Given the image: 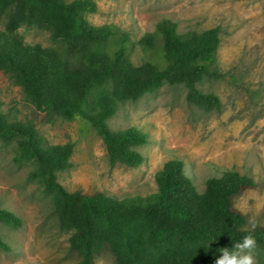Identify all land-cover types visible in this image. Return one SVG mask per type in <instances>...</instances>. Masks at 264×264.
Here are the masks:
<instances>
[{
  "label": "trees",
  "instance_id": "16d2710c",
  "mask_svg": "<svg viewBox=\"0 0 264 264\" xmlns=\"http://www.w3.org/2000/svg\"><path fill=\"white\" fill-rule=\"evenodd\" d=\"M92 0H0V74L8 75L36 110L48 117L73 121L80 117L102 138L110 165L141 166L139 147L149 135L133 126L113 132L109 120L120 104L136 102L164 85L183 86L187 103L204 113L221 112L217 94L204 89L220 81L218 28L180 33L177 24L161 19L156 31L141 41L144 56L132 60L130 37L116 25L93 26ZM51 34L53 46L28 44L19 29ZM161 51L165 64L156 63ZM0 140L15 143L17 164L34 165L29 174L50 198L60 228L71 232L70 250L79 264H97L109 252L115 264H215L220 249L252 235L264 248V227L247 230L246 216L234 200L255 187L252 177L225 169L207 180L199 192L179 158L168 160L155 175L157 192L118 199L105 192L70 193L58 174L72 167L75 144L51 145L31 124L9 122L0 111ZM0 223L21 225L17 215L0 207ZM0 248L8 249L0 237Z\"/></svg>",
  "mask_w": 264,
  "mask_h": 264
},
{
  "label": "rangeland",
  "instance_id": "374dc122",
  "mask_svg": "<svg viewBox=\"0 0 264 264\" xmlns=\"http://www.w3.org/2000/svg\"><path fill=\"white\" fill-rule=\"evenodd\" d=\"M74 1V0H69ZM95 13L86 14L93 26L116 25L131 39L132 60L144 56L140 41L156 31L167 18L178 31L203 32L218 28V61L224 79L205 84L222 101V111L204 113L186 100L183 86L164 85L136 102L120 104L109 120L113 132L136 126L149 135L139 147L145 158L137 168L111 166L105 144L96 129L77 117L66 121L48 117L34 107L22 89L0 74V111L9 122L33 125L51 145L75 144L72 167L58 174V181L70 193L105 192L124 199L157 192L155 175L176 157L185 164V174L199 192L207 180L230 169L250 176L255 187L234 200L247 218V230L264 227V0H92ZM0 19V29H5ZM20 36L28 44L53 46L46 30L23 27ZM156 63L165 64L157 51ZM15 143L0 140V207L17 215L19 227L0 223V237L8 249L0 248V264H79L70 250L71 232L60 228L50 198L29 174L34 165L17 164ZM256 264H264V248L254 249ZM97 264H115L109 252Z\"/></svg>",
  "mask_w": 264,
  "mask_h": 264
},
{
  "label": "clouds",
  "instance_id": "9594fccd",
  "mask_svg": "<svg viewBox=\"0 0 264 264\" xmlns=\"http://www.w3.org/2000/svg\"><path fill=\"white\" fill-rule=\"evenodd\" d=\"M256 240L252 235H245L242 239L229 248L220 249V257L215 264H256L253 255Z\"/></svg>",
  "mask_w": 264,
  "mask_h": 264
}]
</instances>
